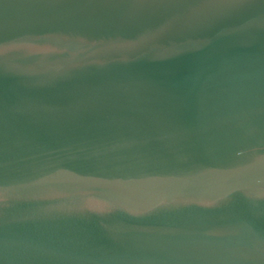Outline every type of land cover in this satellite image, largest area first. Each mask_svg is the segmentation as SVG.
<instances>
[{"label":"water","instance_id":"obj_1","mask_svg":"<svg viewBox=\"0 0 264 264\" xmlns=\"http://www.w3.org/2000/svg\"><path fill=\"white\" fill-rule=\"evenodd\" d=\"M0 264H264V0H0Z\"/></svg>","mask_w":264,"mask_h":264}]
</instances>
